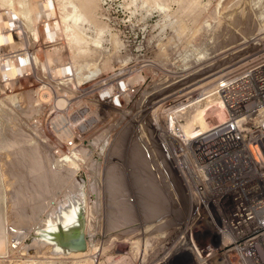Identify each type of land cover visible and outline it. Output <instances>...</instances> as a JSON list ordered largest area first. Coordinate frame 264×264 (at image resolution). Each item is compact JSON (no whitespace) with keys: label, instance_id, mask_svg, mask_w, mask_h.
<instances>
[{"label":"rangeland","instance_id":"obj_1","mask_svg":"<svg viewBox=\"0 0 264 264\" xmlns=\"http://www.w3.org/2000/svg\"><path fill=\"white\" fill-rule=\"evenodd\" d=\"M263 25L264 0H0V264H158L187 243L178 179L162 170L167 101L236 69ZM84 103L92 123L63 137L50 119ZM218 103L178 125L222 120ZM163 180L167 206L149 212ZM80 215L85 251L43 237Z\"/></svg>","mask_w":264,"mask_h":264},{"label":"built area","instance_id":"obj_2","mask_svg":"<svg viewBox=\"0 0 264 264\" xmlns=\"http://www.w3.org/2000/svg\"><path fill=\"white\" fill-rule=\"evenodd\" d=\"M258 39L236 69L204 87L190 85L167 101L164 125L170 132L159 131L161 159L185 195L182 203V197L177 200L184 210L176 217L190 226L181 231L189 241L165 254L163 264H264V35ZM60 67V76H73L69 62ZM213 97L226 110L225 121L207 131L178 125L177 115ZM80 107L50 119L59 134L70 137L92 123L87 105Z\"/></svg>","mask_w":264,"mask_h":264},{"label":"bare ground","instance_id":"obj_3","mask_svg":"<svg viewBox=\"0 0 264 264\" xmlns=\"http://www.w3.org/2000/svg\"><path fill=\"white\" fill-rule=\"evenodd\" d=\"M264 26V25H263ZM263 28V27H262ZM262 34V33H261ZM76 42V41H75ZM214 75V74H213ZM213 75H211V76H213ZM214 81V80H213ZM213 81L211 82V83H213ZM207 84H209V83H207L206 82V85ZM43 93V92H42ZM44 94V93H43ZM206 100H208V101H215L217 104H219L218 102H220V101H218L216 98H210V99H206ZM202 101H204V100H202ZM220 105H221V103H220ZM197 106H199V104H197L195 107H197ZM208 106H210V105H208ZM218 109H219V114L221 115V118H222V120H220V118L219 117H217L216 115H213V116H211V114H210V117H212V118H210L209 117V120H208V118H207V122H205V123H195V124H193V123H190L189 125H188V127L190 126V127H192V128H195V127H197V129L198 128H200L201 127V129L203 130V129H208V128H210L211 126H216V124H220V123H222L223 121H225V119L227 118V112H226V110L222 107V106H219L218 105V107H217ZM210 110V109H209ZM208 112V111H207ZM11 121V120H10ZM204 121V120H203ZM221 121V122H220ZM159 128H161V127H159ZM191 128V129H192ZM213 128V127H212ZM162 129H164V128H162ZM188 129V128H187ZM205 129V130H206ZM166 130V129H165ZM165 130H161V133H162V135L163 136H165V135H167L168 134V130L167 131H165ZM167 132V133H166ZM8 133H9V131H8ZM9 135V134H8ZM61 135L64 137L65 135H66V132H61ZM147 146H149V145H147ZM70 155V154H69ZM21 158V157H20ZM65 158V157H64ZM67 158V157H66ZM53 159V158H52ZM78 158H76V160H77ZM68 160H69V158H68ZM71 160V159H70ZM80 160V159H79ZM58 161V160H57ZM62 161V160H61ZM63 161H66L65 159L63 160ZM163 161V160H162ZM161 161V162H162ZM7 163V162H6ZM163 163V166H164V168H162V170H165V172H167V174H172V169H171V166H169V164L168 163H166L165 161L164 162H162ZM70 164V163H69ZM60 165V164H59ZM68 165V164H67ZM76 165V164H75ZM69 166V165H68ZM87 167V166H86ZM85 167V168H86ZM9 168V167H8ZM165 175V174H164ZM171 179H172V176L170 177ZM173 180V179H172ZM137 181V180H136ZM135 181V183H137V184H139V182L137 181L136 182ZM164 181V180H163ZM141 183V182H140ZM142 184V183H141ZM164 184H165V190H163L162 189V186H161V184H159V186L157 187V190H158V192H159V197H160V201L159 200H157L155 203L153 202V201H151V202H149L148 200V202H145L146 200H144V201H142L141 200V202H145V205H147L148 207H147V211H149V212H152L153 210H154V212L157 210L156 209V207H158V204H160V206H165L166 204H167V200H166V196L163 194L164 192H167L169 189H170V187H171V185L173 184H171L170 182H166V181H164ZM138 186V185H137ZM139 186H140V184H139ZM179 187H180V185H179ZM173 188V187H172ZM141 190V189H140ZM163 190V192H161ZM177 191H178V193H179V195H181L180 196V198H181V203L183 202V200H184V198H185V195H184V192H183V190H182V188L180 187L179 188V190L177 189ZM138 192V191H137ZM5 195V194H4ZM147 195V194H146ZM151 195V194H150ZM151 198V197H150ZM176 198V197H175ZM144 199V198H143ZM174 199V198H173ZM133 200V199H132ZM131 200V201H132ZM138 202V201H137ZM141 205V204H140ZM142 206H144V204L142 205ZM167 206V205H166ZM181 206V205H180ZM179 206V209H178V211H177V213L178 212H180L181 211V209L182 210H184V208L183 207H180ZM160 208V207H159ZM144 209V208H143ZM153 209V210H152ZM144 210H146V208L144 209ZM180 210V211H179ZM175 211V210H174ZM145 212V211H144ZM176 213V214H177ZM181 213V212H180ZM179 214V213H178ZM183 214V213H182ZM180 216H181V214H179ZM177 218H180V217H175V219L176 220H178ZM7 219V218H6ZM178 222H180V221H178ZM6 223V222H5ZM19 233V232H18ZM16 234H17V232H16ZM7 233H6V226H3L2 224H0V256H5V255H7L8 253H7ZM16 243V242H15ZM14 243V244H15ZM185 247H187V246H184V248ZM191 248V247H190ZM189 248V246H188V248H186V249H190ZM182 251H185L183 248L181 249ZM7 253V254H6ZM172 255H174V254H172ZM166 256V259H164V258H162L159 262H158V264H163L168 258H169V256L168 255H165Z\"/></svg>","mask_w":264,"mask_h":264},{"label":"water","instance_id":"obj_4","mask_svg":"<svg viewBox=\"0 0 264 264\" xmlns=\"http://www.w3.org/2000/svg\"><path fill=\"white\" fill-rule=\"evenodd\" d=\"M42 235L44 238L55 242L57 248L65 252L85 251L88 247V236L82 215L76 219V222L72 226H67L66 228L61 225L55 229L52 227L49 230H45Z\"/></svg>","mask_w":264,"mask_h":264}]
</instances>
